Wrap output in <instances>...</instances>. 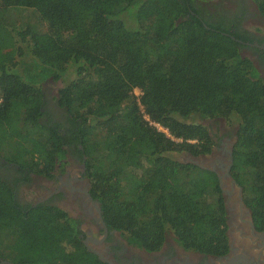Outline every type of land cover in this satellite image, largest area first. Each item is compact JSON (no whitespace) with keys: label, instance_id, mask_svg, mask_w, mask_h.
Instances as JSON below:
<instances>
[{"label":"trees","instance_id":"1","mask_svg":"<svg viewBox=\"0 0 264 264\" xmlns=\"http://www.w3.org/2000/svg\"><path fill=\"white\" fill-rule=\"evenodd\" d=\"M253 1L264 15V0ZM12 7L45 27L12 19ZM202 14L197 0H1L0 160L52 177L74 147L105 221L132 244L156 251L172 235L220 254L229 239L219 176L173 154L216 145L193 116L235 119L231 173L264 227V78L240 35ZM67 77L55 98L66 118L55 120L42 84ZM14 166L0 173V257L100 264L64 210L21 205L16 184L30 178Z\"/></svg>","mask_w":264,"mask_h":264},{"label":"flooded vegetation","instance_id":"2","mask_svg":"<svg viewBox=\"0 0 264 264\" xmlns=\"http://www.w3.org/2000/svg\"><path fill=\"white\" fill-rule=\"evenodd\" d=\"M197 2L201 5L204 19L215 20L231 33L240 35V53L253 62L257 74L264 78V15L256 3L253 0ZM211 4L217 6L212 7ZM46 105L55 120L66 118L65 110L57 101L56 106L48 102ZM205 119L217 121L214 127L202 123L209 128L216 142L208 155L217 157L215 161H209L208 168H203L218 174L228 214V249L220 254L185 249L173 238H167L156 251H147L132 244L126 235L109 227L105 221L101 203L92 195L85 161L74 147H68L66 164L58 168L52 177L30 170L20 172L15 169L18 166L6 164L4 160H0V173L14 166L16 178L28 175L29 181L18 180L16 184V196L21 205H54L64 210L74 219L81 241L97 255L100 264H264V227H258L254 222L252 211L244 200L243 188L231 173L233 163L229 159L237 139L239 122L224 117ZM37 178L42 179L41 183H37ZM24 187L35 191V194L29 198L23 192ZM0 264L14 263L0 257Z\"/></svg>","mask_w":264,"mask_h":264},{"label":"rangeland","instance_id":"3","mask_svg":"<svg viewBox=\"0 0 264 264\" xmlns=\"http://www.w3.org/2000/svg\"><path fill=\"white\" fill-rule=\"evenodd\" d=\"M0 5H1V0H0ZM212 7H216L214 4H211ZM6 14H8V16H10L12 19L14 18L15 20H18L20 22H26V21H30L31 23H38L40 24V19H39V15L37 12H35L34 10L28 9V8H9L6 12ZM39 27H45V24H40ZM70 78L67 77L65 80H54V79H49L47 81H45L42 86H43V91L45 93V97L47 102L52 106L55 105L56 106V101L55 98L58 94V91L60 89V87H63L65 85V83L69 80ZM136 93L139 94V90H136ZM46 109H48V106H45ZM148 118V117H147ZM192 121L198 122V123H204L206 125H213L216 126L217 121H213V120H209V119H205L203 117L200 116H193L191 118ZM224 122V121H222ZM230 122V121H229ZM221 124V121L219 122ZM217 127H219V125H217ZM220 133V132H219ZM175 158H177L178 160H181L183 162H188L191 161L192 159L196 158V157H192L191 154L189 153H174L173 154ZM198 156L197 159L200 161L201 159H205V165L209 164V161H215V158L217 157V155H205L200 157ZM42 179L37 178V183H41ZM23 192L25 193L26 196H28L29 198H31V196H33V193L35 194V191H32L30 189H26L25 187L23 188ZM169 239H172V235L168 236Z\"/></svg>","mask_w":264,"mask_h":264},{"label":"water","instance_id":"4","mask_svg":"<svg viewBox=\"0 0 264 264\" xmlns=\"http://www.w3.org/2000/svg\"><path fill=\"white\" fill-rule=\"evenodd\" d=\"M192 157H196V158H194V159H192L191 161H188V162H191V163H194V164H196V165H199V166H201V167H206V168H208L206 165H205V159H201L200 161L197 159V156H193L192 155ZM200 158V157H199ZM229 161L230 162H232L233 163V153L231 152V158L229 159ZM222 177V178H221ZM221 179H223V175H221Z\"/></svg>","mask_w":264,"mask_h":264},{"label":"built area","instance_id":"5","mask_svg":"<svg viewBox=\"0 0 264 264\" xmlns=\"http://www.w3.org/2000/svg\"><path fill=\"white\" fill-rule=\"evenodd\" d=\"M154 125L157 126L159 130L164 131V132H166L168 135H170L169 130H168L166 127H164V126H162L161 124L156 123V122L154 123Z\"/></svg>","mask_w":264,"mask_h":264}]
</instances>
